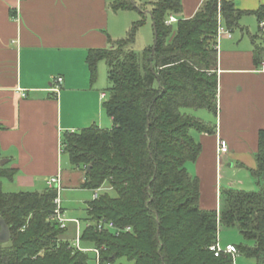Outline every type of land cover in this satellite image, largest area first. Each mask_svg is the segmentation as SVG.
Wrapping results in <instances>:
<instances>
[{"label":"trees","instance_id":"16d2710c","mask_svg":"<svg viewBox=\"0 0 264 264\" xmlns=\"http://www.w3.org/2000/svg\"><path fill=\"white\" fill-rule=\"evenodd\" d=\"M150 3L152 45L140 53L132 47L146 21L148 2L114 0V11L139 9L141 18L125 36L110 40L112 46L88 52L93 81L99 62L108 64L109 97L103 108L112 126L93 124L66 132L62 139L63 151L85 171L81 188L95 190L108 183L115 191L88 203L92 221L83 230V243L105 245L103 263L125 258L133 264H233L231 254L217 256L211 246L220 227H238L254 240L253 245L235 244L239 253L264 264V128L259 131L257 166L251 169L258 189L223 187L220 208H202L200 180L187 168L202 151L191 130L216 132L214 123L186 109L217 114L219 15L231 30L245 11L232 0H204L192 17H178L168 25L170 14H182V0ZM249 12L264 18V6ZM15 173L0 164V216L11 233L8 242L0 241V264H87L89 253L69 248L66 241L57 246L66 231L53 219L57 190L5 191L2 179H13ZM102 216L131 225L133 231L119 236L99 232L94 222Z\"/></svg>","mask_w":264,"mask_h":264},{"label":"crops","instance_id":"0c3cea01","mask_svg":"<svg viewBox=\"0 0 264 264\" xmlns=\"http://www.w3.org/2000/svg\"><path fill=\"white\" fill-rule=\"evenodd\" d=\"M112 1L0 0V159H9L7 166L16 170L13 179L2 182L11 187L8 192L44 190L58 173L64 187V134L93 124L112 126L103 108L109 93L99 75L102 61L95 81L87 64L90 49L110 47V40L121 37V10H111ZM232 1L245 13L232 36L218 40L217 114L202 109L209 114L200 118L214 123L216 132L194 133L202 151L187 163L200 180V204L207 209L220 208L223 179L229 181L225 187L236 183L240 189H258L251 169L257 166L259 131L264 128V18L249 11L264 6V0ZM203 2L182 0L178 17H192ZM59 76L63 81L56 90ZM219 139L229 146L221 155ZM230 175L237 179L232 182ZM68 184L77 185L71 179ZM91 200L86 198V211ZM62 207L68 218L82 219L63 201ZM84 220L87 226L90 221ZM66 231L75 238L76 223L69 222Z\"/></svg>","mask_w":264,"mask_h":264},{"label":"rangeland","instance_id":"374dc122","mask_svg":"<svg viewBox=\"0 0 264 264\" xmlns=\"http://www.w3.org/2000/svg\"><path fill=\"white\" fill-rule=\"evenodd\" d=\"M134 1L138 3L148 2V4L144 6V13L146 16V21L144 22L142 26L139 27L136 41L134 42L132 46L135 51L140 53L143 51V49L146 46L152 45L154 42V38H155L153 21L149 13V11L152 8V5L150 3L152 0H134ZM110 9L113 10L111 7V3H110ZM119 15H120L119 19H121V23L118 28V34H120V36L123 37L127 34L133 22L141 18V13L139 9H131V10H121L119 12ZM99 75H100V79H101V82L104 88L107 89L108 86H110V82L108 78V64L104 60L100 63V66H99ZM186 110L198 118H204L207 114H209L207 110H202V109H198V110L197 109H194V110L186 109ZM110 126H111V123L109 122L107 127H110ZM195 132H196L195 130H191L192 135H194ZM62 167H63V174L65 175V180H64V187L60 189V196L62 198L63 204L68 208V211L71 212L72 214H77L78 216H80V218H82L80 219L81 220L80 226L81 228H84L86 226V223H88V221L84 220L85 216L88 217V214L86 211V205H85L86 198H93L94 190L88 189V188L82 189L81 187L80 188L78 187L79 183L81 182V178H83L85 175L84 169H83V166H77L73 164L67 153H64ZM222 174H224L223 171H222ZM229 178H232L233 180L232 182H234L237 179L232 175H230ZM70 179L72 181V184H77V185L74 186V185L68 184ZM6 181H8L7 178L2 179L3 183ZM43 182H41L42 183L41 185H43ZM222 183L224 184L223 187H225L229 183V181L223 179ZM233 184L235 188L241 186L236 183H233ZM8 188H11L9 184L7 183L3 184V189L5 191H10V189ZM247 188H250V186ZM35 190L37 189H32V190L30 189V190H24V191H35ZM100 192L101 193L108 192L110 195H115L114 189H112L108 183L103 185V187L100 189ZM88 220L92 221L90 219ZM70 236L71 237L73 236L74 238L75 234L71 233V235H69V231L68 232L65 231V233L61 237L68 238ZM218 237H219L220 243L223 246L226 245V243H233V244L244 243V244H251V245L254 244V240L246 239L241 234L238 227L222 226L220 227ZM83 244L87 245L88 247L94 246L93 243H83ZM93 255H94L93 252L89 253V256L91 258L93 257ZM121 263L133 264V262H130L125 258L118 259L115 262V264H121ZM256 263L257 261L255 258L247 257L241 253H239L235 259V264H256ZM90 264H93V261H90Z\"/></svg>","mask_w":264,"mask_h":264},{"label":"built area","instance_id":"2783aa9c","mask_svg":"<svg viewBox=\"0 0 264 264\" xmlns=\"http://www.w3.org/2000/svg\"><path fill=\"white\" fill-rule=\"evenodd\" d=\"M178 20L179 18L176 14H170L166 20V23L170 25L172 23L177 22ZM261 25L264 27V21L261 22ZM222 35H227L228 37H231L232 33H231V30L225 25L221 15H219L217 34H216L217 42L220 39V37H222ZM263 68H264V61H263ZM62 81H63V77L59 76L56 78V82H57L56 87H58L56 88V90L59 89L60 85L62 84ZM102 96L105 97V94H103ZM228 149H229V146H228L227 141L224 139H219V147H218L219 154L221 155L223 153L228 152ZM61 181L62 179H61L60 173H58L55 176L50 177L48 180V186L50 188H54L57 190V197L55 198L56 207H55V213H54L53 219L58 221V223L60 224V227L64 229H67L69 222L71 221L75 222L77 226V232H76V237L73 240H62L61 238L57 239V242H56L57 246H59L62 241H66L68 242L69 248L82 251L85 253L93 252L94 255L90 259V261H93V264H113L111 261H107L106 263L102 262V253L103 251L107 249L105 245L98 246V245L93 244L94 245L93 247H88L87 245L83 244L82 234H83V230L85 227L81 228L80 219L68 218L65 214L64 208L62 207V199L60 196V189L62 188ZM100 189L101 188H97L94 190L92 199H97L100 197L101 195ZM94 223H95L96 229L99 232H112L116 236H119L123 232L133 231V227L131 225H118L113 220H109L103 216L96 219ZM211 249L215 251V254L217 256L223 252L231 254L233 257V264H235L236 256L239 254V250L235 244L229 243L223 246L220 243L219 239L214 245L211 246ZM90 261L87 264H90Z\"/></svg>","mask_w":264,"mask_h":264},{"label":"water","instance_id":"95a60500","mask_svg":"<svg viewBox=\"0 0 264 264\" xmlns=\"http://www.w3.org/2000/svg\"><path fill=\"white\" fill-rule=\"evenodd\" d=\"M9 159L7 158H1L0 159V164L5 165L7 164ZM91 169V166L88 167V171ZM10 226L8 223L4 220L3 217L0 216V241L5 243L10 240Z\"/></svg>","mask_w":264,"mask_h":264}]
</instances>
